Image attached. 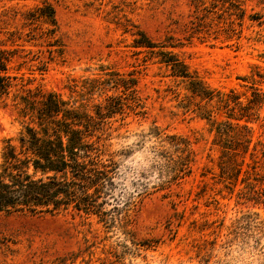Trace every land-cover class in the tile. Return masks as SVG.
I'll return each mask as SVG.
<instances>
[{
	"label": "rangeland",
	"instance_id": "rangeland-1",
	"mask_svg": "<svg viewBox=\"0 0 264 264\" xmlns=\"http://www.w3.org/2000/svg\"><path fill=\"white\" fill-rule=\"evenodd\" d=\"M43 2L55 10L63 45L62 58L46 67L42 25L24 18ZM256 3L245 0L242 25L226 40L223 33L187 37L189 0H0V48L12 55L8 93L0 94V148L26 120L17 114L19 95L55 91L67 99L74 94L68 87L86 77L110 71L137 77V98L108 120L110 151L123 152L114 156L123 178L119 220L106 226L70 212L0 213V264H264V204L243 199L239 179L219 176L214 134L205 120L179 107L183 83L152 60L142 61L124 32L138 29L154 41L172 36L179 56L206 85L244 92L239 77L254 65L264 72V3ZM249 14L260 18L249 20ZM102 98L94 94L93 102ZM154 126L161 136L187 138L194 152L190 174L165 188L157 187L148 167L158 140ZM251 127L254 140L264 143V126ZM129 201L134 204L126 207ZM259 223L261 230L254 226Z\"/></svg>",
	"mask_w": 264,
	"mask_h": 264
},
{
	"label": "trees",
	"instance_id": "trees-1",
	"mask_svg": "<svg viewBox=\"0 0 264 264\" xmlns=\"http://www.w3.org/2000/svg\"><path fill=\"white\" fill-rule=\"evenodd\" d=\"M189 1L192 11L187 23L188 38L217 39L223 33L226 40H231L236 25L240 27L245 18V0ZM263 3L257 0L256 4ZM24 18L42 25L39 38L47 60H42L41 65L46 67L60 60L63 45L57 35L54 8L43 2L28 10ZM247 18L257 20L260 16L249 14ZM124 32L132 36L134 54H143L142 61L152 60L164 67L172 79L183 83L185 93L178 101L179 107L205 120L214 134L219 176L235 182L239 179L242 187L238 194L254 204H264V143L254 140L251 127L257 122L264 126V72L254 65L239 77L244 92L212 88L189 70L176 51L181 45L172 36L154 41L138 29ZM11 56V50L0 48V94L8 93ZM75 83L68 87L74 97L67 99L55 91L18 96L17 114L26 120H22L15 138L1 141L0 213L41 216L70 212L94 216L106 226L119 220V186L123 178L121 164L114 156L123 152L110 151L108 120L124 112L128 99L137 98V77L131 72L125 76L110 71ZM94 94L103 98L93 102ZM153 130L158 140L151 146L148 167L157 175V187L165 188L190 174L194 152L187 138L161 136L156 126ZM142 188L146 193V183ZM127 203L126 207L134 204ZM254 226L262 228L260 223Z\"/></svg>",
	"mask_w": 264,
	"mask_h": 264
}]
</instances>
